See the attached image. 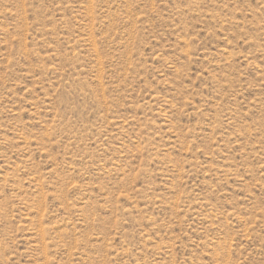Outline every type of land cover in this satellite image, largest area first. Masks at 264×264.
Listing matches in <instances>:
<instances>
[{"label":"rangeland","instance_id":"374dc122","mask_svg":"<svg viewBox=\"0 0 264 264\" xmlns=\"http://www.w3.org/2000/svg\"><path fill=\"white\" fill-rule=\"evenodd\" d=\"M0 264H264V0H0Z\"/></svg>","mask_w":264,"mask_h":264}]
</instances>
